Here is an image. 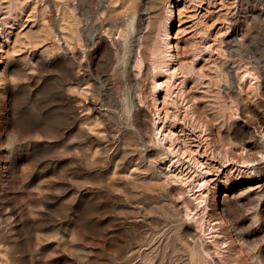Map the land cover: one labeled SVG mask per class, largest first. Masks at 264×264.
Returning a JSON list of instances; mask_svg holds the SVG:
<instances>
[{
	"label": "rangeland",
	"instance_id": "obj_1",
	"mask_svg": "<svg viewBox=\"0 0 264 264\" xmlns=\"http://www.w3.org/2000/svg\"><path fill=\"white\" fill-rule=\"evenodd\" d=\"M0 264H264V0H0Z\"/></svg>",
	"mask_w": 264,
	"mask_h": 264
},
{
	"label": "bare ground",
	"instance_id": "obj_2",
	"mask_svg": "<svg viewBox=\"0 0 264 264\" xmlns=\"http://www.w3.org/2000/svg\"><path fill=\"white\" fill-rule=\"evenodd\" d=\"M166 33V36L168 37L169 36V32H168V30H166L165 31ZM173 58V57H172ZM172 60V59H171ZM180 68V67H179ZM181 69V68H180ZM176 70V69H175ZM170 83V82H169ZM170 85V84H169ZM154 87H155V85H154ZM156 98V97H155ZM154 101H155V99H154ZM157 102V101H156ZM168 103V102H167ZM155 105V104H154ZM156 108V107H155ZM165 117H166V115H164ZM168 131V130H167ZM172 132V131H171Z\"/></svg>",
	"mask_w": 264,
	"mask_h": 264
}]
</instances>
